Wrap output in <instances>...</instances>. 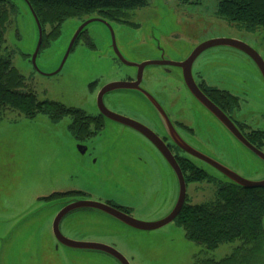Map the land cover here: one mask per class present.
Masks as SVG:
<instances>
[{
    "label": "rangeland",
    "instance_id": "obj_1",
    "mask_svg": "<svg viewBox=\"0 0 264 264\" xmlns=\"http://www.w3.org/2000/svg\"><path fill=\"white\" fill-rule=\"evenodd\" d=\"M10 1L15 6V13L10 15L6 28L4 49L11 55L13 66L24 76L28 90L39 101L56 102L90 111L96 103V94L91 93L89 84L102 77L118 79L120 72L131 70L130 67L115 62L109 28L101 22H94L79 37L61 72L50 76L61 67L79 27L97 18V14L66 21L59 38L41 48L36 60L39 71L36 70L32 58L39 43L38 27L23 0ZM217 4L218 0H148L146 7L126 13L124 19L119 18L128 23L110 20L104 22L112 28L120 53L132 63L157 60L160 56L177 59L189 54L197 45L214 39L241 40L257 50L264 60V31L248 33L219 18L216 15ZM44 29L43 39L52 28L48 25ZM206 54L208 55L205 56ZM202 57L206 60L200 69L195 68L196 73L199 71V74L215 82L217 77L214 74L221 71L233 83L245 84L246 89L241 92L248 94L249 102L245 104L246 110L242 114L252 127L258 126L264 131L263 83L255 64L246 54L232 48L215 47ZM147 73L146 79L149 80L154 73ZM159 80L157 74L148 85H156ZM170 84L173 107L179 103L172 111L176 115L182 108L183 91L180 90L181 87L174 90L173 86L172 89ZM239 119L244 121L242 117ZM70 122V118H65L54 124L44 115L29 119L11 110L0 117V216L15 217L27 211L40 210V217H53L59 207L54 208L49 202L43 205L39 199L54 192L84 189L93 191L92 199L95 201L111 196L125 203L130 202L127 204L134 207L133 217L138 221L153 223L162 220L164 212L172 207L171 200L175 198L177 191L175 177L168 167L153 161V152L150 155L145 151L148 156L143 157L150 158L151 164L144 174L147 181L142 178L144 181L140 182V175L134 177L132 170L128 173L126 166L122 165L124 157L117 159L110 155L105 166H110L113 172L111 179H105L101 163L95 166L92 160L78 152L76 143L70 136ZM201 130L208 148L231 169L251 182L264 180V163L255 155L240 144L230 141L217 129L201 127ZM129 137L132 138H126L123 146L144 148V143L138 137L131 133ZM104 138L113 139L114 136L106 133ZM142 162L146 160L142 159ZM206 169L211 175L218 177L214 170ZM145 188L150 192L148 197L154 198V201L148 199L147 204L137 194ZM216 192V182L203 181L191 184L187 197L190 204L200 205L214 199ZM158 194L166 196L164 202L155 196ZM44 207L48 209H43ZM93 213L100 217L80 211L72 213L64 221L63 231L73 241H85L83 236L92 232L91 235L99 238V243L114 247L130 264H195L208 260L220 262L242 248L241 242L237 241L208 251L187 240L184 230L175 222L146 232L128 227L103 212ZM71 218H74L73 222ZM44 226V231L49 232L47 222ZM71 250L73 260L66 264H78L76 260L81 257V264H121L103 252ZM241 252V255L246 253L244 250ZM238 257L240 261L242 257ZM252 264H264V248L262 254L252 260Z\"/></svg>",
    "mask_w": 264,
    "mask_h": 264
},
{
    "label": "flooded vegetation",
    "instance_id": "obj_2",
    "mask_svg": "<svg viewBox=\"0 0 264 264\" xmlns=\"http://www.w3.org/2000/svg\"><path fill=\"white\" fill-rule=\"evenodd\" d=\"M121 23L128 22L122 21ZM85 30L82 32V34L85 32ZM198 46L199 45H197V47ZM197 47H195L189 54L180 56L177 59L160 56L157 60H150L160 64L146 67L141 73H139L138 68L130 67L131 70L120 72L118 79H115L114 77H102L101 79L92 81L89 84V89L91 90V93L96 94L95 105L90 108V111L82 108H74L85 114L83 117L78 116L80 121L77 123L79 125V129L82 127L88 130H85L84 134H81L80 131H76V128L74 127V130L76 131V134H74V132L71 130L72 126L75 124L74 119H71L69 125L70 136L75 141L78 152L81 155L88 157L90 161L92 160L95 166L101 163L102 170H104L105 174L104 177L108 180L109 178L111 179L113 169H110V166H105V164L108 163L109 156L111 155L117 159L118 157H124V164L122 165L126 166L128 173H130L132 170L134 177L136 175H140V182L144 181L145 179L147 181V178L144 176V174L150 168L149 164L151 163L149 161L150 158H146L148 155L145 153V151H147L150 155H152L153 152V157H151L153 161L156 163L158 161L159 164L162 163L164 166L168 167L170 172H172L173 177H175L174 179L177 187L175 198L173 197L172 200L169 198L173 202V205L169 211L167 210L164 212V218H166L174 210L179 197L180 188L175 172L161 154L158 147L155 146L153 142H151V140H149V138H147L144 134L127 125L106 119L100 112L98 99L101 95L103 104L108 110L140 124L152 132L157 138H159V140L165 145V147L177 161L185 178L187 191L189 186L195 182H187L186 176L189 173L188 171L184 172V168L188 169L191 167L193 172H201L206 176L205 181L212 179L226 182L227 178H225L215 168L198 157L189 154L185 150V147L192 148L202 155L215 159L228 166L226 162H223L219 156H217L212 150L208 148L209 146L207 145V142L202 138L203 130H201V127L203 129H217L228 139H230V141H233L235 144H239V142L223 126V124L213 114H211L191 92L187 82L185 81V74H188L189 72V65H186L184 69L168 64H179L186 62ZM209 50L210 49L202 52L193 62L190 68L191 78L197 89L210 102H212L223 113V115L234 124L238 132L249 141L247 136H249L251 133L253 134L255 132H261L263 130L259 129L258 126L252 127L248 121H245L246 119L242 114L246 110L244 109L245 104L247 105L249 102L248 94L241 92L242 89H246L245 84L243 82L240 84L233 83L226 73L221 71H217L216 74H214L217 77L215 82L208 80L203 74H199V71H197V73L195 71L196 67L200 69L201 65L204 64L203 61L206 59L203 58L208 54H206L204 57L202 56ZM114 58L116 63L119 65H124L116 55H114ZM249 59L253 62L250 57ZM151 68H156L159 70H151ZM147 72L150 74L154 73V75L151 76L149 80L146 79V75H148ZM258 73L263 83V86L261 87L264 93V78L259 69ZM157 74L160 78V82H156V85L154 84L153 86L151 84L148 85V82H151L152 78ZM168 81H170L171 84ZM114 83L132 84V88L104 92L108 85ZM168 84L171 85L172 89L175 88L174 90H177V87H181L180 90L183 91L181 95L182 108L176 113V115H174L172 111L178 107L179 103L173 107L169 92L170 86ZM148 95L153 97V99L157 102L156 105L153 103V101H151ZM236 116L238 117L236 118ZM240 117H242L244 121H241L239 119ZM87 120L90 121L88 122ZM106 133H111L114 138H107L105 140L104 134ZM130 133L138 137L137 139L144 143V148L123 146V144L126 142V138H132L129 137ZM103 143H105V145H102ZM79 147H81L82 150H79ZM255 147L258 148L257 146ZM263 149L259 150L263 151ZM145 155L146 157H143ZM142 159H145L146 162H142ZM199 164L204 166V168ZM206 168L214 170L216 173H218V177L211 175ZM142 178L144 180H141ZM149 193L150 192L147 191L146 188L142 192H137L139 197L144 198L143 201H145V204H147L148 199H154L152 196L148 197ZM93 194V191L84 189L68 190L54 192L46 198L39 199L43 205L49 202L53 204L52 206L54 208L59 207V211L54 213L53 217H40L38 215L40 210L27 211L20 215H16L15 217L4 215L0 216V219L4 217L3 220H0V264H58L60 262L66 264V262L72 261V248L66 246L64 243L58 240L54 232V222L62 209L77 201L99 202L127 216L133 217L135 209L132 205L127 204L130 202L127 201L125 203L111 198V196L102 197V199L95 201L92 199ZM155 196L159 199H162V202L165 201L164 197L166 196H159V194ZM187 203H189L188 197H186L185 201V204ZM162 207L163 205H161V208ZM43 209L47 210L48 207H44ZM77 211L85 212V214L87 213L95 217H100L93 213L96 210L82 209ZM74 212L76 211L67 214L59 223V231L61 235L69 240L72 239L63 231V223ZM73 219L74 218H71L70 220L73 222ZM46 222L50 226L49 232L44 231V228L46 227L44 225ZM91 233L92 232H88L85 234V236H83L86 239L85 241H80L81 239H76L74 241L101 244L99 243V238L91 235ZM45 234H47V236ZM76 261L78 264H81L83 257Z\"/></svg>",
    "mask_w": 264,
    "mask_h": 264
},
{
    "label": "trees",
    "instance_id": "obj_3",
    "mask_svg": "<svg viewBox=\"0 0 264 264\" xmlns=\"http://www.w3.org/2000/svg\"><path fill=\"white\" fill-rule=\"evenodd\" d=\"M24 1L33 8L44 32L46 26L52 28L45 35L41 48L59 38L62 26L69 19L97 14L99 19L122 21L119 18L124 19L126 13L148 5V0ZM12 13H15L13 3L0 0V117L11 110L29 119L44 115L54 124L70 118L76 124L71 129L74 134L78 130L84 134L88 129H79L77 123L80 122L78 116L85 114L61 103L39 101L28 90L24 76L13 66L11 55L4 49L6 28ZM216 15L245 32L264 31V0H218ZM247 138L259 149L264 148V131L251 133ZM183 170L189 173L186 176L188 183L206 180L204 174L193 172L191 167ZM208 180L217 184L216 197L200 205L185 204L175 224L184 230L187 240L208 251L237 241L241 242L242 248L220 262L208 260L195 264H252V260L260 256L264 248V188L245 189L229 181ZM241 250L246 253L241 255ZM238 256L242 257L240 261Z\"/></svg>",
    "mask_w": 264,
    "mask_h": 264
},
{
    "label": "water",
    "instance_id": "obj_4",
    "mask_svg": "<svg viewBox=\"0 0 264 264\" xmlns=\"http://www.w3.org/2000/svg\"><path fill=\"white\" fill-rule=\"evenodd\" d=\"M25 3L28 5L29 10H30L35 22H36V25H37L38 31H39L38 47H37V50H36V52L32 58V64H33L34 68L39 71V69L37 67L36 60H37L38 54H39L41 47H42L44 30L42 28V25H41L38 17L35 14L33 8L27 2H25ZM94 22H101L109 28V30L111 31V35H112V45H113L115 55L122 62V64H124L125 66L136 67L139 69V73H141L143 71V69H145L146 67L156 66V65L160 64V63H157L155 61H147V62H143L140 64L127 61L117 48L115 35H114V32H113L112 28L110 27V25L107 24L106 22H104L103 19L95 18V19H91V20L85 22L84 24H82L79 27V29L77 30V32L75 33V35L73 37V40H72L70 47H69V49L65 55V58L63 60L61 67L59 68V70L57 72L53 73L50 76L57 75L61 72L66 60L68 59L71 51L73 50V48H74L76 42L78 41L79 37L81 36L82 32L87 28L88 25H90L91 23H94ZM215 47H227V48L236 49V50H239V51L245 53L247 56H249L253 60V62L255 63V65L257 66V68L259 69V71L261 72V74L264 78V60L262 59L260 54L256 50L251 48L249 45L245 44L242 41L235 40V39L209 40V41L199 45L193 51V53L191 54V56L189 57V59L186 62L179 63V64L178 63H168V64H170L172 66L184 68V69H185L186 65H189V72H188V74H185V79H186L185 81L187 82V85L190 88L193 95L197 98V100L211 114H213L223 124V126L232 134V136L239 142V144L244 149H246L247 151H249L250 153L255 155L258 159H260L264 163V152L259 150L255 146H253L245 137H243V135L241 133L238 132V130L236 129L234 124L227 117H225L223 115V113L197 89V87L195 86V84L191 78V73H190L191 69L190 68H191L193 62L195 61V59L202 52H204L208 49H211V48H215ZM131 85L132 84L114 83V84L108 85L107 88L104 90V92L130 89V88H132ZM148 97H150L151 101H153V103H155V105L157 104V102L153 99L152 96L148 95ZM98 106H99L101 114L106 119L114 121V122H118L120 124L127 125L131 128H134L135 130L144 134L147 138H149V140H151V142H153V144L155 146L158 147L159 151L164 156V158L166 159V161L168 162L170 167L173 169V171L175 172V175L178 179L180 191H179V197H178L177 204H176L174 210L166 218H164L160 221H157V222H153V223H144V222L138 221L133 217L127 216V215H125V214H123V213H121L115 209H112L111 207H109L105 204L99 203V202L77 201L75 203H72V204L66 206L58 214V216L54 222V232H55V234H56V236L60 242L64 243L66 246H68L72 249H75V250H92V251L103 252V253H106V254L114 257L121 264H130L129 261L121 253H119L114 247L104 245V244H97V243L77 242V241H73V240H69V239L64 238L59 231L60 221L67 214H69L73 211L82 210V209H92V210H96L99 212H103L104 214L116 219L120 223H122L128 227H131L133 229H136L139 231H146V232L155 231V230L161 229V228L166 227L167 225L175 222L177 217L180 215V213L184 207L186 197H187L186 181H185L183 173H182L177 161L173 157V155L169 152V150L165 147V145L159 140V138H157L152 132H150L148 129L141 126L140 124H138L132 120H129L127 118H124L122 116H119V115L111 112L110 110H108L103 104V99H102L101 95L99 96V99H98ZM79 150H82L81 147H79ZM185 150L189 154H191L195 157H198L199 159L207 162L210 166L215 168L225 178H227V181H229V182H231L237 186H240V187L245 188V189L264 188V180L259 181V182H251V181L245 179L244 177H242L241 175H239L237 172H235L230 167L220 163L219 161H217L215 159L206 157V156L202 155L201 153H199V152H197V151H195L189 147H185Z\"/></svg>",
    "mask_w": 264,
    "mask_h": 264
}]
</instances>
